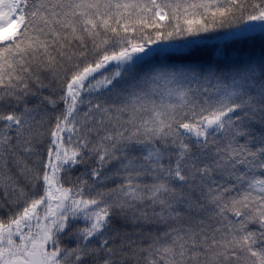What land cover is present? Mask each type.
I'll list each match as a JSON object with an SVG mask.
<instances>
[{
	"label": "snow or ice",
	"instance_id": "obj_1",
	"mask_svg": "<svg viewBox=\"0 0 264 264\" xmlns=\"http://www.w3.org/2000/svg\"><path fill=\"white\" fill-rule=\"evenodd\" d=\"M0 264H264V0H0Z\"/></svg>",
	"mask_w": 264,
	"mask_h": 264
}]
</instances>
